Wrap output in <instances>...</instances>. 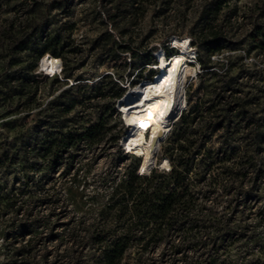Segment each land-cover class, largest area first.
Segmentation results:
<instances>
[{"label": "rangeland", "instance_id": "obj_1", "mask_svg": "<svg viewBox=\"0 0 264 264\" xmlns=\"http://www.w3.org/2000/svg\"><path fill=\"white\" fill-rule=\"evenodd\" d=\"M55 1L0 0V264H100L97 259L103 245L95 244L96 238L106 236L110 243L125 233V204L117 200L125 195L128 179L133 177L135 185L145 187L158 179L151 175L166 172L155 168L147 175L148 178L142 177L138 174V167L144 163L143 155L125 151V138L136 136L145 141L144 132H149L159 116L145 107L137 108L138 97L132 93L133 89L137 90L141 83L149 80L150 74H158L153 62L146 64L138 76H134L149 57L158 60L157 56L170 47L166 42L170 32L177 30L182 34L180 39L184 45L186 41L190 43L186 30L199 12L198 5L187 9L188 25L180 30L175 24H162L159 18L153 20V10L145 18L136 16L129 24L125 16L117 17L111 3L115 0H72L61 9H53ZM256 2L234 0L240 14L246 12L247 15L250 14L248 7H253ZM121 10H125V2ZM250 21V18L239 19L237 38L251 27L246 23ZM34 24L41 26L40 32L45 27V31L61 34L66 49L73 50L60 58L62 66L66 65L68 71L74 72L71 79L64 78V72L60 73L61 66L59 72H52L58 74L54 78L44 77L39 73L45 71L42 59L34 72L36 81L31 86H19L18 80L14 81L16 77L26 76L29 73L27 69L33 65L34 51L29 48L19 53L17 46L31 36ZM125 30L129 31L126 36L122 35ZM108 33L118 42L129 41L136 48L135 57L124 52L119 60H108L102 53L104 45L111 48L107 41ZM186 47L177 45L179 52L172 56L181 55L184 64L177 87V106L183 103L186 112L196 102L200 104L190 117L191 158H211L210 150L224 146L226 150L223 149L225 155L222 156L226 160L219 166L215 165L214 172H224L227 176L239 174V159L256 156L251 132L244 127L247 122L243 123L238 115L240 108L233 111L229 129L214 131L212 124L239 97L251 98L256 94L257 86L264 88V54L258 55L256 51L246 54L248 43L234 50L228 47L213 56L214 67L209 72L203 70L197 60L186 62L197 52L192 44ZM256 63L263 70V79L252 74ZM116 72H124V75L134 72L129 80L121 83L125 90L123 95L112 99L116 112H105L108 98L98 96L91 101L81 98L80 84H92L105 74ZM80 76L83 79H78ZM231 77L235 79L231 81L233 90L229 91L224 86ZM190 95L191 102L187 105ZM72 104L74 107L67 111ZM248 107L258 108L257 105ZM135 109L137 116L134 115ZM181 110L172 116L167 134H163L158 143L152 160L154 165L157 158L167 155L169 148H176L169 135L173 122L182 114ZM259 115L264 116L262 113ZM100 117L107 123L108 130L98 142L79 143L69 152L55 146L44 151L42 143L48 146L51 142L56 144L64 132L80 129V126ZM199 146L202 148L196 154ZM258 158L264 161V152ZM33 165L34 168L31 167ZM228 203L232 207L225 210ZM261 203L254 204L252 200L245 206L240 205L236 222L243 226L249 224V229L255 225L257 231L262 232L264 226L256 223L253 214ZM218 204L215 205L218 215L224 211L231 215L236 213L233 210L236 202H231L230 196ZM178 243L179 239H176L171 244L161 242L148 249L132 247L126 254L157 257L173 253L174 245ZM237 249L238 245L231 249L235 257L243 247ZM208 253H211L209 246H198L196 249H184L181 255L197 257ZM121 264L125 263L121 261Z\"/></svg>", "mask_w": 264, "mask_h": 264}, {"label": "trees", "instance_id": "obj_2", "mask_svg": "<svg viewBox=\"0 0 264 264\" xmlns=\"http://www.w3.org/2000/svg\"><path fill=\"white\" fill-rule=\"evenodd\" d=\"M69 1L72 0H56L52 3V7L61 9ZM123 2H125V10H121ZM111 3L112 8L117 11V17L125 16V21L129 24L133 23L136 16L145 18L150 10H153V20L159 18L162 24H175V27H179L180 30L188 25L189 18H187L186 10L198 5L199 12L186 31L190 37V44L196 47L197 60L203 70L212 71L213 56L228 47L234 50L248 43L246 54L252 51H256L258 55L264 54V0H257L253 7H248L249 15L246 12L240 14V8L234 0H115ZM241 18H250L251 21L246 23H250L251 27L245 29L239 36L240 38H237ZM40 28V25L34 24L31 36L17 46L19 53L29 48L35 53L33 65L27 69L29 73L26 76L14 78V81L16 79L20 83L19 86L32 85L36 81L34 72L42 59V68L52 74L59 70L60 60L63 59L65 53L73 51L66 49V43L61 34L45 31V27L40 32ZM128 34V30L122 32V35ZM168 35L166 42L170 47L163 48L164 53L157 56L159 61L155 56L154 60L149 57L148 62L142 65L134 77L138 76L146 64L151 62H153L152 65L165 64L174 53L179 52L176 50L177 46L174 44L171 46V44L173 40L181 38L182 34L174 30ZM148 39L149 36L145 38V41ZM107 41L111 43V48L104 45L102 53L108 60L117 61L124 52H129L135 57L136 48L129 41L118 42L111 33H108ZM66 69V65L63 66L60 73L64 72V78L71 79L75 74ZM262 71L260 64L256 63L252 74L261 79ZM39 73L46 78H54L58 75L50 76L48 73ZM132 73L128 72L126 75L124 72L107 73L98 82L80 84L78 91L81 92L83 100L91 101L98 96L108 98L109 103L105 104L104 110L107 113H113L117 110L112 99L123 95L125 90L123 91L121 83L129 80ZM156 74V72L150 74L148 79H154ZM78 79L83 78L80 76ZM234 79L235 77H231L229 83H225L224 89L228 87V90L232 91L231 81ZM255 91L256 94L251 98L239 97L238 101L224 110L223 115H219L218 120L212 124L214 131H220L225 127L229 129L231 123L228 122L231 121L233 111L240 108L238 115L243 123L247 122L244 127L249 128L251 132L252 147L256 156L240 158V172L232 176L224 175V172H214V166H219L226 160L222 156L225 155L224 146L210 150L211 158H191L190 117L198 110L200 104L196 102L186 112V109L183 110V103L178 105L177 110L182 109L183 111L181 116L173 122L171 128L173 130L169 135V139L176 145V148H169L167 155L164 154L161 158H157L155 165L152 162L154 157L149 163H145L143 159L146 165L140 163L141 168L138 167V174L148 178L147 175L155 168L164 171L172 169L169 172L154 173L151 177L157 176L158 179L145 187L135 185L133 177L128 179L125 185V195L117 200L125 204V233L110 243L106 236L96 238L94 243L103 245L102 253L97 259L100 264H121V261L125 264H264V230L258 232L255 225L253 229H249V224L243 226L236 222L240 205L245 206L252 200L254 204L259 201L261 203L262 199L264 201V193H262L264 161L258 158V155L264 152V116L259 115L264 114V88L257 86ZM187 99L188 105L191 102V95ZM73 105L69 106L67 111H70ZM249 105H257L258 108L253 110L248 107ZM138 107L144 106L137 104ZM124 108L126 110L127 105H124ZM134 115L137 116V109ZM106 125L107 123L100 117L97 121L80 126V129L64 132L56 144L51 142L48 146L42 143V146L45 152L52 150L54 146L64 152H69L79 143L85 141L95 143L101 140L107 133ZM151 129L152 127L149 132ZM201 148L199 146L198 152L195 153L199 154ZM31 167L34 168V165ZM27 177L30 179L31 176ZM226 196L231 197V202H236L237 206L233 209L236 210L234 215L228 214V211L218 215L215 205H219L218 203ZM231 207L232 204L228 203L225 210ZM253 214L256 223L264 226V202L259 204ZM176 239H179L180 243L174 245L173 253H163L157 257L138 253L126 254L132 247L148 249L161 242L171 244ZM235 245L236 248L238 245L237 250L243 247L236 257L231 250ZM198 246H209L211 253L197 257L181 255L184 249H196ZM124 253L125 258H123Z\"/></svg>", "mask_w": 264, "mask_h": 264}, {"label": "bare ground", "instance_id": "obj_3", "mask_svg": "<svg viewBox=\"0 0 264 264\" xmlns=\"http://www.w3.org/2000/svg\"><path fill=\"white\" fill-rule=\"evenodd\" d=\"M178 40L179 41L175 40L173 44L175 45L176 42L179 47L188 48L186 47L187 41L186 45H184L180 38H178ZM186 62L189 63L191 61L188 58ZM162 66L166 67L155 77V79L141 83V86H139L137 90H132L134 96L138 97L137 101L139 104L159 114L149 132V135L148 130L144 132L145 139L148 138L147 141H143L136 136L125 138V146L128 152L142 154L145 163L151 162L152 158L155 156L156 150L158 149V143L161 142L160 140L162 139L163 134H165L168 129L170 119L178 108L177 103L179 100L177 96V87L184 67L183 57L181 55L172 56L168 63L166 62L164 65L162 64Z\"/></svg>", "mask_w": 264, "mask_h": 264}, {"label": "built area", "instance_id": "obj_4", "mask_svg": "<svg viewBox=\"0 0 264 264\" xmlns=\"http://www.w3.org/2000/svg\"><path fill=\"white\" fill-rule=\"evenodd\" d=\"M194 55V54H193ZM192 60L194 61V62H196V60H197V56L196 55H194L193 57H192ZM198 61V60H197ZM60 66H61V71H62V68H63V66H62V62H60ZM52 76L53 75H55V74H51ZM125 151H127L128 152V150H127V148L125 147ZM128 153H130V152H128ZM171 167H172V165H171ZM171 169L172 168H170L169 170H166V171H171Z\"/></svg>", "mask_w": 264, "mask_h": 264}, {"label": "water", "instance_id": "obj_5", "mask_svg": "<svg viewBox=\"0 0 264 264\" xmlns=\"http://www.w3.org/2000/svg\"><path fill=\"white\" fill-rule=\"evenodd\" d=\"M117 98H119V97H117ZM114 104V103H113ZM115 105V104H114Z\"/></svg>", "mask_w": 264, "mask_h": 264}]
</instances>
